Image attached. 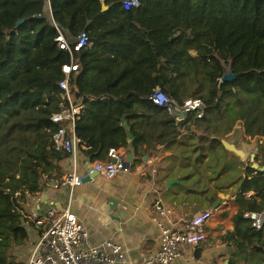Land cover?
<instances>
[{"label": "trees", "instance_id": "1", "mask_svg": "<svg viewBox=\"0 0 264 264\" xmlns=\"http://www.w3.org/2000/svg\"><path fill=\"white\" fill-rule=\"evenodd\" d=\"M139 1V8L125 10L123 0H0V34L11 35L7 46L0 41V264H22L13 252L34 230L26 201L44 192L45 178L55 180L65 158L54 143L62 126L51 119L61 102L62 66L72 59L79 64L73 90L85 104L75 123L78 152L108 162L111 149L125 148L141 162L163 146L157 177L171 182L179 175V194L170 196L174 207L193 218L223 208L221 195L232 194L238 211L228 233L230 264L243 256L241 264H264V228L256 230L244 217L264 211V144L245 164L222 142L239 121L214 137L207 125L212 112L223 113L227 98L242 93L253 97L241 103L245 136H264V0ZM49 4L54 25L45 17ZM54 26L71 44L86 33L87 47L62 50ZM226 74L234 79L225 82ZM157 89L178 103L205 102L203 119L194 121L201 135L178 137L167 109L150 100ZM208 146L218 162L225 152L235 160L242 181L237 193L229 191L237 180L216 184Z\"/></svg>", "mask_w": 264, "mask_h": 264}, {"label": "built area", "instance_id": "2", "mask_svg": "<svg viewBox=\"0 0 264 264\" xmlns=\"http://www.w3.org/2000/svg\"><path fill=\"white\" fill-rule=\"evenodd\" d=\"M122 5L125 10L136 9L140 7V1L123 0ZM54 28L59 32L56 43L62 50L73 53L87 47L86 33H82L71 44L57 26ZM0 41L3 46H7L11 42V35L0 34ZM62 73L64 79L59 83L61 102L58 111L51 119L53 123L61 125L62 128L55 134L54 143L57 151H62L75 158L81 143L74 133L75 123L85 109V104L73 90L79 73L78 62L72 59L71 63L63 65ZM220 83H223V80H220ZM150 100L158 107L167 109L169 119L175 124L179 138L193 135L194 121L203 119L206 109L205 102L199 98H191L184 103H178L159 89L153 93ZM180 114L185 115L180 116ZM108 156V162H93L88 171L81 175L73 171L60 179L49 181L52 182L51 187L73 191L81 186L87 177L95 173L110 180L120 174L146 176L149 173L151 163L149 160V164L124 161L121 159L119 150L116 149H111ZM254 165H257L259 169L261 161ZM261 171L264 172V166H261ZM253 195V193H248L246 199L250 200ZM39 196L40 194L36 196L38 200L41 199ZM163 205L161 201H154L148 207L147 219L158 226L161 248L154 257L147 259L143 264H175L178 260L184 259L186 246L197 248L206 242V224L220 210L208 209L196 214L193 218H188L182 207L177 209ZM244 217L252 222V227L256 230L264 228V211L248 212L244 214ZM27 219L34 223L33 231L36 234L27 264H124L121 247H110V245L97 247L90 244L88 232L69 208L63 211L52 208L44 214L33 212L28 215Z\"/></svg>", "mask_w": 264, "mask_h": 264}, {"label": "crops", "instance_id": "3", "mask_svg": "<svg viewBox=\"0 0 264 264\" xmlns=\"http://www.w3.org/2000/svg\"><path fill=\"white\" fill-rule=\"evenodd\" d=\"M45 17L48 22L54 25L50 4L46 7ZM142 72H145V69L137 74L144 76ZM234 135L231 133L226 136L222 140L223 144L229 147L233 146L238 153L230 152L240 157L243 163H250L255 157L258 147L254 148L255 153L246 151L245 148L249 143L242 138L239 139V136L235 138ZM240 144L245 148H241ZM145 149L143 147V150ZM162 151L163 146H156L154 151L144 154L141 162L149 164L148 160L151 161L149 173L146 176L120 174L110 180L95 173L91 182H84L73 191L54 189L51 187L52 182L45 178L44 183H49L45 185L44 192L40 194L41 199L38 200V197L29 198L25 205L26 213L28 215L33 212L44 214L52 208L58 211L69 208L88 232L91 245L121 247L124 264H143L147 259L154 257L161 248V235L158 226L147 219L149 205H152L154 201H161L163 206L175 208L174 203L177 201L170 196L173 193L179 194V188L175 187L180 182L179 175L173 179L174 181L170 180L175 182L170 187H168L170 182L161 181L157 177V163ZM119 154L124 161H134L129 149L122 148L119 150ZM92 163L91 159L81 152H77L75 158L65 154L64 160L59 164V170L53 177L55 180L60 179L73 171L81 175L88 171ZM159 166L162 167L160 162ZM235 187L236 185H233L229 191H234ZM221 196L224 198L225 206L206 224V242L197 248L186 246V257L178 260L175 264H230L234 248L228 242V233L233 230V216L237 213L238 207L234 203L232 194ZM32 234L33 237L29 240L30 249L29 247L25 249V252L29 249L26 264L36 240L35 232L33 231ZM244 259L240 261L238 259L237 264H241Z\"/></svg>", "mask_w": 264, "mask_h": 264}, {"label": "rangeland", "instance_id": "4", "mask_svg": "<svg viewBox=\"0 0 264 264\" xmlns=\"http://www.w3.org/2000/svg\"><path fill=\"white\" fill-rule=\"evenodd\" d=\"M194 54V53H193ZM195 55V54H194ZM253 101V97L252 96H247L245 94H240L239 96H231L229 98L226 99V101L223 104V108L224 110L222 111L223 113L220 114L217 111H214L211 113V118L209 120V122L207 123V125L209 126L210 130H209V135L214 136H218L221 133L226 131V127L229 125L235 126L238 122V124L236 125V129L235 131H233V134H235V138L236 137H240L239 139L242 138V140H245L246 142L249 143L248 146L241 145V148H245L246 151H253V153H255L254 148L259 147V143L264 144V136L261 137H253L254 139L248 140L247 138L249 136H245V132L244 130H246V127L244 126V123L241 122V117L243 115L244 109L241 105V103L243 102H252ZM256 109V112L258 111L257 105L253 106ZM226 119L227 123L223 122V120ZM244 121V120H243ZM244 129V130H243ZM255 131L256 129L252 127V131ZM239 144V143H238ZM216 149L212 148L211 146H208V156L212 158V164H210L208 166V168L214 173L215 177H213V179L215 180L216 184H226L229 182H234V181H238V183L236 184L235 187V191L233 192L234 194L238 192V190L241 187L242 181L239 180V176H240V172H238L235 160L232 159L231 157H228V154L225 152L223 153V158L224 159H220L219 158V162L217 160V155L215 153ZM262 156V155H261ZM227 169H230L231 172L228 174L229 176L227 178H219V175L223 172H225ZM200 187V186H199ZM188 213L192 214L191 211H188ZM39 235V234H38ZM33 234H30V240L32 239ZM26 247H29L30 249V241L27 242L25 244V246L18 248L16 251L14 250L13 253H15L14 260L15 262H20L22 264H26V257H27V253L29 251V249L27 250V252H25ZM241 259H244V256L239 258V261Z\"/></svg>", "mask_w": 264, "mask_h": 264}, {"label": "water", "instance_id": "5", "mask_svg": "<svg viewBox=\"0 0 264 264\" xmlns=\"http://www.w3.org/2000/svg\"><path fill=\"white\" fill-rule=\"evenodd\" d=\"M106 9V7H105ZM36 18H39V17H36ZM42 19L44 17H41ZM27 21H20L18 26L22 25L23 23H26ZM234 79V76L231 75V74H226L225 78H224V81L225 82H230ZM185 114H180V116H184ZM192 132L193 134H196V135H200V132L197 130V128L194 126L193 129H192ZM130 139H133L132 136H130ZM227 149H229L231 152L233 153H238V151L235 150V148L233 146L229 147L228 145H226ZM253 160V159H252ZM254 168L258 169L257 165H254ZM93 179V175H91L90 177H87L84 182H91V180ZM175 182H170L168 184V187L172 186Z\"/></svg>", "mask_w": 264, "mask_h": 264}]
</instances>
